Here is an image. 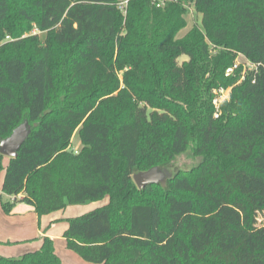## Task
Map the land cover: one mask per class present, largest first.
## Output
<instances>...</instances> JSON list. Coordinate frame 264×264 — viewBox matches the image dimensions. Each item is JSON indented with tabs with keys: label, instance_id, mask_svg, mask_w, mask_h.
<instances>
[{
	"label": "trees",
	"instance_id": "16d2710c",
	"mask_svg": "<svg viewBox=\"0 0 264 264\" xmlns=\"http://www.w3.org/2000/svg\"><path fill=\"white\" fill-rule=\"evenodd\" d=\"M119 5L0 0V141L30 127L6 167L0 154L2 210L19 195L38 217L106 198L61 236L91 264H264V0ZM189 5L201 21L179 38ZM238 55L252 68L225 76ZM187 150L198 164L137 189L135 173ZM40 241L0 264H62Z\"/></svg>",
	"mask_w": 264,
	"mask_h": 264
},
{
	"label": "crops",
	"instance_id": "0c3cea01",
	"mask_svg": "<svg viewBox=\"0 0 264 264\" xmlns=\"http://www.w3.org/2000/svg\"><path fill=\"white\" fill-rule=\"evenodd\" d=\"M7 163H4L3 161L4 167H6ZM3 176L4 171L0 173V210L2 212L0 213V243L6 245L13 243L18 244L3 248L0 247V252L5 253V257H11L14 255L15 257H20L21 255L27 253L28 250L35 251L40 247V240L32 244L23 245V243L32 239H36L37 236L50 237L54 240V244L58 240L62 241L63 239L61 237L62 234H60L61 232H54V230H52L55 226L54 223L60 220V218L57 216L58 212L60 211L38 217L31 205L20 201L22 195L17 197L18 201L13 205V208H11L8 214L2 210V196H4L6 200L12 202V200L8 196L4 195L1 191ZM96 203L98 202H93L91 204L94 206ZM61 212L63 211L61 210ZM43 230L45 231L43 232Z\"/></svg>",
	"mask_w": 264,
	"mask_h": 264
},
{
	"label": "rangeland",
	"instance_id": "374dc122",
	"mask_svg": "<svg viewBox=\"0 0 264 264\" xmlns=\"http://www.w3.org/2000/svg\"><path fill=\"white\" fill-rule=\"evenodd\" d=\"M117 1L120 3H123V2H126L127 0H117ZM125 6H126V4L124 6L119 5V8L123 11V14H125V12H124ZM186 8L188 11L187 14L184 16L185 21H186V27L183 28L178 33L177 37H179V38L184 36L192 28V26L199 25L200 21H201L200 14H198L194 11V8L192 5H189ZM29 35H38L41 40H43L45 37V34L38 32L36 29H33L32 32H30V34H26L25 36H29ZM5 41H12V40L9 39V40H5ZM184 60H186V57H184V56L180 57L178 59V63L180 64ZM238 62L241 63L242 65H244L246 67V69H248L249 65L243 57L239 56ZM71 147H72L71 148L72 150H77V151L81 147L78 135H76V134L72 137ZM3 161H4V163H7L8 158L4 157ZM199 161H200V158L193 157L190 153V150H187L184 154L177 156L175 158V160L170 165H168V167L171 169L172 173H178L179 171L189 170L190 168H192L196 164H198ZM5 201H8V200H6V198L4 196H2L1 202H5ZM106 202H107V199L105 198L101 202L94 204V206L91 203L84 204V205H78V206L68 205L65 210L64 209L62 210L63 212H61V211L58 212L57 216L60 218V220L56 221L54 223L55 226L53 227L52 230H54V232H61L60 234H62V232H64V230L68 226L67 219L88 213L89 211L97 208L98 206H102ZM0 213H2L1 210H0ZM262 219H263L262 223H264V218H262ZM44 231L45 230H43V232ZM39 240H41V237L37 236L36 239L26 241L25 243H23V245L32 244V243H35ZM17 244L18 243L6 245V244L0 243V247L3 248L6 246L17 245ZM20 244H22V243H20ZM28 252H31V250H28ZM55 253L58 255L62 264H91V263H87V262L83 261L77 254H75L73 251L67 249L64 240L56 241ZM4 254L5 253L0 252V256L5 257ZM11 257L12 258H18L19 256L15 257V255H14Z\"/></svg>",
	"mask_w": 264,
	"mask_h": 264
},
{
	"label": "water",
	"instance_id": "95a60500",
	"mask_svg": "<svg viewBox=\"0 0 264 264\" xmlns=\"http://www.w3.org/2000/svg\"><path fill=\"white\" fill-rule=\"evenodd\" d=\"M30 133L27 121H23L11 134L0 141V154L3 157L13 158L17 154L20 146L25 142ZM177 173H172L168 166L152 167L146 171L135 173L132 180L138 190H143L147 186L164 185L176 177Z\"/></svg>",
	"mask_w": 264,
	"mask_h": 264
},
{
	"label": "built area",
	"instance_id": "2783aa9c",
	"mask_svg": "<svg viewBox=\"0 0 264 264\" xmlns=\"http://www.w3.org/2000/svg\"><path fill=\"white\" fill-rule=\"evenodd\" d=\"M176 1L177 0H151V2L154 3L158 7L164 6V4L166 2H176ZM125 4H126V2L120 3L121 6H124ZM7 39H8V37H7ZM239 56H241V55H238V57ZM238 57L235 60L234 64L231 67H229V68H227L225 70V76L231 75L235 69H237L239 66L242 65L241 63L238 62ZM245 61L248 63L249 67L252 68V65L246 59H245ZM242 66H243V72L242 73H244V71L246 70V67L244 65H242ZM241 79H243V77H241ZM212 93H213L212 105H213V107L215 109L214 118H217L219 113H220L219 110H220L221 104L223 102L229 100L230 88H227V89H222V88L214 89L212 91ZM76 151L77 150H75V152Z\"/></svg>",
	"mask_w": 264,
	"mask_h": 264
}]
</instances>
